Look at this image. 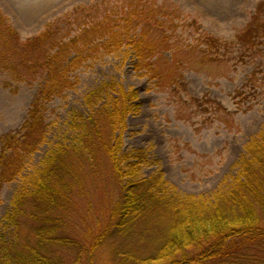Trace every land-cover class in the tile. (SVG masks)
Returning a JSON list of instances; mask_svg holds the SVG:
<instances>
[{
    "label": "trees",
    "instance_id": "1",
    "mask_svg": "<svg viewBox=\"0 0 264 264\" xmlns=\"http://www.w3.org/2000/svg\"><path fill=\"white\" fill-rule=\"evenodd\" d=\"M82 6L90 10L80 8L82 16L66 12L25 40L0 11V70L25 83L30 74H43L20 127L0 135V188L19 182L0 222V264H264V126L244 145L234 175L223 180L228 183L209 197L187 195L165 179L148 149H124L127 119L140 112V104L136 91L111 80L84 95L86 114L71 111L70 143L54 145L27 172L48 141L47 104L76 87L74 73L84 65L120 53L159 88L175 83L161 82L157 44L144 32L153 21L173 24L175 6L166 0ZM263 40L260 1L235 36L239 58ZM46 45L55 48L53 54L44 51ZM262 86L264 64L234 90L238 109ZM191 103L199 112L223 109L204 97Z\"/></svg>",
    "mask_w": 264,
    "mask_h": 264
},
{
    "label": "rangeland",
    "instance_id": "2",
    "mask_svg": "<svg viewBox=\"0 0 264 264\" xmlns=\"http://www.w3.org/2000/svg\"><path fill=\"white\" fill-rule=\"evenodd\" d=\"M166 1L176 7L174 14L178 19L173 24L153 21L145 25L144 32L151 43L157 44L154 56L164 70L161 82L175 83L159 88L155 79L139 74L131 58L120 53L84 65L74 73L78 77L76 87L47 104L48 141L32 156L27 172L40 166L45 153L54 145L70 143L71 111L88 112L84 95L104 82L116 80L127 90L136 91L140 104V112L127 119L125 150L148 149L150 159L157 162L165 179L187 195L209 197L228 183L223 180L234 175L233 165L242 156L244 145L264 126V86L242 109H238L232 97L234 90L264 64V40L241 59L234 45L235 36L250 21L256 4L264 0ZM96 2L0 0V11L25 40L66 12L82 16L80 8L90 10L82 5ZM60 25L75 27L74 23ZM209 45L220 47L221 52L214 53ZM44 51L53 54L55 48L46 45ZM39 73L30 74V81L25 83L12 80L0 70V135L19 128L24 121L42 82L43 74ZM195 97L214 100L223 109L214 114L196 111L191 103ZM157 165L146 166L143 173L149 175ZM18 185L14 181L0 188V222Z\"/></svg>",
    "mask_w": 264,
    "mask_h": 264
}]
</instances>
